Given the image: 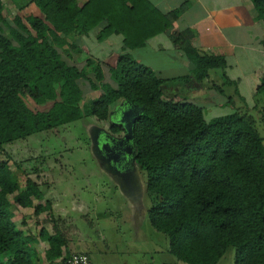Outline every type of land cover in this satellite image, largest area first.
<instances>
[{"label":"trees","instance_id":"trees-1","mask_svg":"<svg viewBox=\"0 0 264 264\" xmlns=\"http://www.w3.org/2000/svg\"><path fill=\"white\" fill-rule=\"evenodd\" d=\"M33 2L35 12L11 18L9 38L0 0V147L85 117L106 121L111 105L121 99L135 103L144 108L134 125L136 161L146 173L150 200H158L149 221L169 237V252L187 264H219L235 247V264H264V138L258 121L248 105L208 120L203 105L166 88L174 82L203 83L210 70H225L227 56L196 48L184 31L173 38L191 71L163 78L131 50L170 29L183 7L164 14L149 0ZM251 3L264 24V0ZM100 26L99 42L122 36L115 64L80 60L79 41ZM82 81L100 95L86 103ZM257 93H264V78ZM110 131L120 134L123 128L112 124ZM12 195L35 214L52 212L50 202L35 204L43 196L36 182L27 180L21 190L7 164L0 166V264H37L34 245L40 238L49 241L51 264L71 254L59 230L37 238L18 229Z\"/></svg>","mask_w":264,"mask_h":264},{"label":"rangeland","instance_id":"rangeland-1","mask_svg":"<svg viewBox=\"0 0 264 264\" xmlns=\"http://www.w3.org/2000/svg\"><path fill=\"white\" fill-rule=\"evenodd\" d=\"M3 1L6 21L2 26L5 35L10 38V28L13 26L11 18L19 9L15 2ZM30 5L31 3H19L20 9L23 7L21 14L31 13ZM83 41H79L83 50L80 57L83 60L92 55L106 59L107 63H114L113 58L120 53L118 46L111 49L106 46V41L99 42L97 29ZM174 43L173 37L161 34L151 39L145 47L131 50V53L160 77L186 75L191 69L184 65L188 61L181 57ZM60 51L66 57L63 48ZM247 60L250 67H235L233 72L229 71L228 78L222 77L224 83L227 81L222 94L218 87L212 86L214 81L207 83L213 93L204 102L206 118L209 120L223 116L248 105V112L258 121V130L264 138V93H257L264 77L262 74L255 75L254 72L260 70V66H257L258 58L255 60L248 56ZM251 67L252 71L248 72ZM210 72L213 74L216 71ZM237 78L241 81L236 80ZM171 84L174 83L168 85ZM175 84L184 86L183 82ZM82 86L86 103L100 95L99 91L92 92L86 81H82ZM185 86L189 92L191 88L187 84ZM205 92L208 90L204 89ZM229 98L233 102H229ZM105 127V121H99L96 117H85L0 147V166L7 164L13 177L20 183L21 190L26 188L29 179L38 184L43 196L41 199L35 198V204H52L50 198L55 194L59 202L60 196L63 197L70 212V220L66 219V214H61V210V215L53 209L51 213L46 210L35 214L33 207L16 204L12 195L11 211L17 228L37 238L41 237V232L54 234L59 230L73 242L71 247L74 251L88 253L94 264H107L110 259L117 258L127 264H143L149 261V264H154L152 258L155 264H187L169 252V237L150 224L149 210L158 200L153 202L148 196L146 173L132 161L114 165L106 155L102 156L93 148L92 137L98 135L99 139L101 135V132L96 134L94 129L103 130ZM37 240L38 244L34 245L38 249L37 264H51L47 260L49 241L43 238ZM8 257L9 255L4 256L5 259ZM233 257L235 258V247H230L223 260L228 263Z\"/></svg>","mask_w":264,"mask_h":264},{"label":"crops","instance_id":"crops-1","mask_svg":"<svg viewBox=\"0 0 264 264\" xmlns=\"http://www.w3.org/2000/svg\"><path fill=\"white\" fill-rule=\"evenodd\" d=\"M16 3V6L19 10L18 12L25 7L18 6L19 3H31L32 9L31 13L35 10V4L33 0H10ZM80 4H84L87 0H78ZM155 7H157L164 14H169L175 9L184 8V11L180 15L177 21L174 22L173 26L168 29L165 33L169 37H173V35H177L183 33L184 31H188V34L191 35L192 45L196 48L209 51L216 54H225L227 56V67L223 71L222 69H213L214 72L209 71L208 78L203 83H198L192 80L187 87H190L191 90L189 92L186 90L185 84L182 86L181 84H167V90L169 92H180L182 94H186L190 97V100L203 105L205 107V100L207 101L208 96L212 95L211 87L208 86V82L214 81L212 86L222 87L224 90V85L227 81L222 80L229 77V71L233 72V68L235 67H247L248 60L247 57L250 56L258 58L259 63L257 66H260L255 75L262 74L264 77V24L262 21H259L255 18L252 11V3L251 0H149ZM4 2V1H3ZM18 2V3H17ZM6 5V4H5ZM16 11V12H17ZM17 12V13H18ZM22 10L19 12V14ZM16 13V14H17ZM30 14V13H29ZM102 29V26L97 28V33H99ZM157 37V36H156ZM107 47L118 46L119 50H121L122 44V36L121 35H112L105 40ZM170 41V40H169ZM82 42H84L82 40ZM172 43V40L170 41ZM175 45V49L181 50L179 45ZM263 45V47H261ZM111 48V49H112ZM121 52V51H118ZM94 59H99L107 63L106 59L95 58L92 55L90 56ZM183 57V56H181ZM118 55L113 58L112 61L115 64L117 61ZM82 61L83 58L80 57ZM263 62V64H262ZM248 63V64H247ZM187 65L191 69V65L187 62ZM251 65V64H250ZM252 66H254L252 64ZM250 67V66H248ZM221 70V71H217ZM252 71V67L248 69V72ZM260 71V72H259ZM243 75H248L243 73ZM254 75V78H255ZM181 76V75H178ZM249 76V75H248ZM259 76V75H258ZM236 80H239L237 78ZM229 81H231L229 79ZM241 81V80H239ZM252 82L253 79L251 80ZM253 84V83H252ZM181 85V86H180ZM204 89H207L208 92L204 93ZM98 92V91H94ZM219 92H221L219 90ZM222 94V92H221ZM229 102L233 100L229 98ZM128 101L121 99L117 102L113 103L110 107L109 117L105 121L107 123V127L105 130L108 131L113 136L123 137L126 133V130L123 127V124L120 122L122 111L126 108ZM203 103V104H201ZM112 124H116L122 126L123 132L120 134H115L110 131V126ZM60 196V194H59ZM57 195L53 194L51 199L52 209L55 213L60 214L59 211H62V215L65 216L66 219L70 220L69 211L66 208L63 197L60 196L59 199L56 200ZM60 214V215H61ZM65 219V217H63ZM64 234V233H63ZM68 241V250L70 253H74L71 247V242L67 235H65ZM41 242V241H40ZM150 260V259H149ZM153 263L155 264L154 258H152ZM143 263V264H149ZM107 264H127L121 259L117 258L116 260L110 259ZM219 264H235L234 257L231 260H228V263H225L223 258L220 260Z\"/></svg>","mask_w":264,"mask_h":264},{"label":"water","instance_id":"water-1","mask_svg":"<svg viewBox=\"0 0 264 264\" xmlns=\"http://www.w3.org/2000/svg\"><path fill=\"white\" fill-rule=\"evenodd\" d=\"M128 106L122 111L120 122L123 124L126 133L123 137H117L110 134L105 129H94L96 134L101 132L96 137H92L93 148L100 152L102 156H107L109 161H112L114 165L127 164L132 161L137 167L136 153L137 143L135 139L134 125L136 120L144 113V108L129 102ZM95 135V134H94ZM101 143V145H99Z\"/></svg>","mask_w":264,"mask_h":264},{"label":"built area","instance_id":"built-area-1","mask_svg":"<svg viewBox=\"0 0 264 264\" xmlns=\"http://www.w3.org/2000/svg\"><path fill=\"white\" fill-rule=\"evenodd\" d=\"M57 264H94L90 255L84 252H74L60 258Z\"/></svg>","mask_w":264,"mask_h":264}]
</instances>
